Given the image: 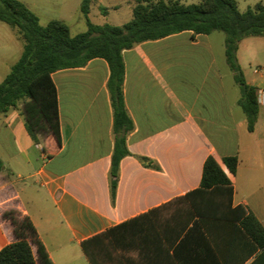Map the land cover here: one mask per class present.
Instances as JSON below:
<instances>
[{
    "label": "crops",
    "instance_id": "1",
    "mask_svg": "<svg viewBox=\"0 0 264 264\" xmlns=\"http://www.w3.org/2000/svg\"><path fill=\"white\" fill-rule=\"evenodd\" d=\"M7 32L0 40L2 81L24 50L16 32ZM214 43L212 34L185 31L123 52L125 104L135 129L127 138L133 155L121 161L114 202L107 61L97 58L85 67L53 74L61 146L51 135L39 136V143L31 138L23 103L1 115L0 251L17 240L14 224L4 218L8 211L30 218L54 264H91L85 241L138 218L122 231L123 246L107 264H181L175 250L188 220L184 197L200 187L209 156L233 184V207L245 206L264 226V118L259 110L254 132L248 131L238 105L240 87L225 81V40L217 49ZM241 66L248 84L264 89V74L257 83ZM244 129L256 138L250 152L257 153L259 162L243 155ZM137 156L151 159L160 170L143 166ZM229 156L239 158L236 175L223 163ZM241 170L247 175L240 176ZM201 228L210 242L188 239L180 256L186 264L240 263L235 241L226 242L234 238L230 223L206 220Z\"/></svg>",
    "mask_w": 264,
    "mask_h": 264
},
{
    "label": "trees",
    "instance_id": "2",
    "mask_svg": "<svg viewBox=\"0 0 264 264\" xmlns=\"http://www.w3.org/2000/svg\"><path fill=\"white\" fill-rule=\"evenodd\" d=\"M92 1L82 0L81 4L87 31L72 36L66 22L52 20L42 25L39 16L24 2L0 0V22L11 27L24 42L22 56L0 83V116L23 103V115L31 138L39 143V136L51 135L61 146L58 90L53 74L85 67L97 58L107 61L113 109L114 152L110 187L114 202L121 161L133 155L127 138L135 129L125 104L123 52L138 44L185 31L194 35L221 31L225 33L227 65L241 90L238 105L246 116L248 131L254 132L260 110L258 88L248 84L237 53L244 39L264 37L263 1L241 12L237 0H199L198 4H185L179 0H137L131 20L121 26L94 24L89 18ZM136 158L143 166L160 170L151 159ZM223 163L232 175L237 174V156L225 157ZM3 171L4 163L0 159V172ZM233 196L234 187L228 174L213 156H209L203 167L200 187L184 197L189 202L188 220L179 232L180 242L175 250L181 264H186L180 256L188 239L209 244L210 240L201 228L206 220L232 225L230 233L234 238H228L226 242L235 241L236 256L241 257L239 264H245L251 258L254 259L250 264H264V226L245 206L233 207ZM4 218L14 224L17 240L0 251V264H54L29 217L20 218L16 211H8ZM138 220L125 222L85 241L83 250L90 263L107 264L113 260L116 250L123 246L122 231ZM192 221L193 226L186 231Z\"/></svg>",
    "mask_w": 264,
    "mask_h": 264
},
{
    "label": "rangeland",
    "instance_id": "3",
    "mask_svg": "<svg viewBox=\"0 0 264 264\" xmlns=\"http://www.w3.org/2000/svg\"><path fill=\"white\" fill-rule=\"evenodd\" d=\"M25 2L39 16L42 25L48 24L54 19H63L71 28L72 35H77L87 31V23L85 16L81 11L82 0H20ZM185 4H198L199 0H179ZM241 12H246L249 8H253L257 3L264 0H237ZM137 0H94L91 4L89 18L97 25L110 24L121 26L129 22L133 16V6ZM105 9V10H103ZM11 28L0 22V40L4 41L7 31ZM215 48L220 47L222 41L225 40V33L216 31L212 33ZM239 63H244L247 74L257 79V83H261V75L264 74V37L246 38L240 45L237 53ZM262 69L259 75H254L255 69ZM226 83H235L231 76V70L226 65ZM2 82L0 76V83ZM261 118H264V106H260ZM242 152L243 155L252 160L259 162L260 157L257 153L250 152V147L256 143V138L249 135L244 129L241 132ZM256 167V166H254ZM247 175V171L241 170L240 176Z\"/></svg>",
    "mask_w": 264,
    "mask_h": 264
},
{
    "label": "built area",
    "instance_id": "4",
    "mask_svg": "<svg viewBox=\"0 0 264 264\" xmlns=\"http://www.w3.org/2000/svg\"><path fill=\"white\" fill-rule=\"evenodd\" d=\"M262 69H255V73H260ZM258 102L260 105H264V89H258Z\"/></svg>",
    "mask_w": 264,
    "mask_h": 264
}]
</instances>
